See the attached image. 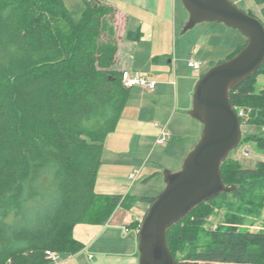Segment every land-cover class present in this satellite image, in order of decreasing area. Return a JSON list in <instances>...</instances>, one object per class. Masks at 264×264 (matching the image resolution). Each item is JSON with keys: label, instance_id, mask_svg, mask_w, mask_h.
Here are the masks:
<instances>
[{"label": "trees", "instance_id": "trees-1", "mask_svg": "<svg viewBox=\"0 0 264 264\" xmlns=\"http://www.w3.org/2000/svg\"><path fill=\"white\" fill-rule=\"evenodd\" d=\"M255 1L264 24V0ZM115 11L105 0H85L74 20L64 0H0V264H51L47 250L84 247L74 237L77 223L104 224L118 206L156 198L95 190L106 139L130 96L115 66ZM260 74L264 63L230 90L232 105L244 109L241 125L264 126ZM244 141L264 150V135L246 134ZM221 169L235 187L167 231L177 264H264V228L245 226L264 208V160L244 167L229 154ZM215 208L225 209L224 220L198 244Z\"/></svg>", "mask_w": 264, "mask_h": 264}, {"label": "rangeland", "instance_id": "rangeland-1", "mask_svg": "<svg viewBox=\"0 0 264 264\" xmlns=\"http://www.w3.org/2000/svg\"><path fill=\"white\" fill-rule=\"evenodd\" d=\"M232 1L243 10L261 17V5L257 4L255 0ZM64 2L73 19L78 20L85 7V0H64ZM176 2L179 8L186 10L181 0H176ZM111 23L116 30L117 42L123 41L121 42L122 56L120 59L122 60L124 57L128 61L131 54L133 56L137 55L136 59L139 66H136V68L146 73V75L154 76L158 82L156 91L160 89V92L157 98L151 96L150 101L145 98V106L140 110L136 108L140 103V98L137 96L133 99L129 98L131 102L129 101L130 103L127 102L126 104L123 122L126 125L128 123L126 119L134 115L137 118H135L136 121H139L138 119L142 121V126L140 129H136L130 123L126 126L122 123V126L119 125L117 130H114L115 132L113 131L111 135H108L104 145L106 146L104 148L106 153L102 156L99 169L102 171L111 170V168L128 169V172L131 173L138 172L132 192L157 196L162 191L160 189L165 187L164 171L166 169L179 170L187 153L200 138L203 126L189 113L192 108L194 88L199 80V71L205 72L212 61L217 63L218 60L226 59L231 51L235 49L234 45L236 43L240 45L247 43V37L237 29L218 22L199 23L185 33H181L183 26L179 24L176 32H172V35L168 36L166 32L161 34L162 53L158 62H153L148 59L151 42L142 41L137 43L134 52L130 53L134 42L133 39L128 37V33L133 30L131 26H128L129 24L122 15L115 11L111 17ZM211 29H213L212 32ZM205 32H211L208 37L214 36L211 44L203 45V37L198 42L197 38H194L196 35H205ZM196 43L202 44L199 53L193 50L195 45H198ZM177 54L179 59L176 58ZM189 58L201 61L203 63L202 68L196 70L189 67ZM161 82H164V84H161ZM255 86L257 90L264 86V74L258 75ZM148 104H151V106ZM158 123L167 124V128L171 133L168 140L161 145L156 144L159 131L155 129V125ZM241 128L245 133L264 135L263 125L244 123ZM125 142L128 146L126 151L123 150ZM245 150H248L247 155H244ZM230 156L238 159L244 167H252L258 160H264V150L258 148L253 141H244L232 150ZM148 180H150L149 183ZM116 209L113 211L115 212ZM122 211L123 209H120L117 212L118 217ZM225 212L224 208H215L214 212L206 218V221L200 227L202 230L198 234V244L208 240L205 232L215 229L224 220ZM246 219V228L252 230L264 228V208L260 215H251ZM103 236L104 233L99 235L97 242ZM107 247L115 249L113 245ZM76 253L63 252L60 260H67L65 264H93L94 254V256L89 257V252ZM181 254V252H178L177 255L181 256Z\"/></svg>", "mask_w": 264, "mask_h": 264}, {"label": "water", "instance_id": "water-1", "mask_svg": "<svg viewBox=\"0 0 264 264\" xmlns=\"http://www.w3.org/2000/svg\"><path fill=\"white\" fill-rule=\"evenodd\" d=\"M188 12L181 33L203 22L223 23L247 37L232 57L213 64L199 78L190 115L203 128L179 170L164 171L165 187L150 204L138 232L139 264H177L167 231L198 205L235 185L226 184L222 163L239 146L241 119L230 90L255 74L264 63V24L232 0H181Z\"/></svg>", "mask_w": 264, "mask_h": 264}, {"label": "crops", "instance_id": "crops-1", "mask_svg": "<svg viewBox=\"0 0 264 264\" xmlns=\"http://www.w3.org/2000/svg\"><path fill=\"white\" fill-rule=\"evenodd\" d=\"M108 3L114 6L116 12L124 17L126 22L129 24L128 26H131L133 31L139 30L140 32L139 38L137 37L133 39L134 44L131 46L130 53L134 52V47L137 46V43H141L142 41H145L146 43L151 42L148 59L152 60L153 62H158L162 53L163 43H161V34L166 32L168 36L172 35V32H176L178 25L180 24L181 26H184L188 19V12H185L186 10H183V8H179L176 0H110ZM212 31L213 29H211V32ZM211 32H205V35H196L194 38H197L198 42L203 37V45H206L207 43L211 44L213 42L212 37H214L213 35L208 37ZM121 42L123 41L118 43L115 66L123 71L128 70L142 72L136 68V66H139V63H137L136 59L137 55L133 56L131 54V57L128 61L124 57L122 60L120 59L122 56ZM196 44L198 45H195L193 50L194 52L199 53L202 44ZM238 45L240 44L236 43L234 48H236ZM176 58L179 59L178 54ZM219 61L220 60H218V62ZM211 64L215 63L212 61ZM211 64L207 66L205 70L210 68L212 66ZM203 72L204 71L201 70L199 71V78ZM147 77L149 80H154L156 82V87L153 90H147L139 86L130 87L129 98L133 99L135 96L140 98V103L136 107L139 108V110L145 106V98H148L150 101L151 96L152 98H157L160 92V89L156 91L158 85L156 78L149 74H147ZM161 84H164V82H161ZM129 101L130 99H128V102ZM148 105L151 106V104ZM125 111L126 106L122 112L117 127H119V125L122 126V123L125 125V122H123V119H125ZM135 118L136 117L132 115L126 120H128V123H130L133 128L140 129L142 126V121L140 119H138L139 121H136L137 118ZM128 123H126V125H128ZM164 125L167 126V124L158 123L155 125V129L159 131V126ZM242 132L244 135L254 134L245 133L244 131ZM112 133L113 132H111L109 135ZM123 145V150L126 151L128 148L126 142ZM105 147L106 146H104V148ZM104 153H106L105 149L103 150V154ZM120 170L121 169L118 170L111 168V170L102 171L99 169L95 185L96 192L127 196H156L132 192L135 183V180L130 179V175L132 173L130 171L128 172V169ZM149 181L150 180H148V183ZM160 190H162V188ZM150 204L151 203L148 201L138 200L130 209H125L122 206H118L110 220L104 224H76L74 227V237L81 241L84 246L77 253L89 252V257L90 255L92 256L94 254L95 260L92 262L93 264H139L138 232L141 221L147 213ZM120 209H123V211L120 212V216L118 217L117 212ZM103 233V238L97 242L99 235ZM108 245L115 246V249H109L107 247ZM118 246L120 247L119 249ZM66 261L59 260L58 262L51 264H65Z\"/></svg>", "mask_w": 264, "mask_h": 264}, {"label": "built area", "instance_id": "built-area-1", "mask_svg": "<svg viewBox=\"0 0 264 264\" xmlns=\"http://www.w3.org/2000/svg\"><path fill=\"white\" fill-rule=\"evenodd\" d=\"M188 66L192 67L196 70L202 68L203 63L201 61L195 60L193 58H189ZM123 82L125 86L134 87L139 86L147 90H153L156 87V82L154 80H149L147 75L144 72L140 71H128L125 70L123 72ZM239 115L244 114V109L239 108L237 110ZM171 133L167 126H159V137L156 140V144H164L168 138L170 137ZM248 154V150H245L244 155ZM138 172L132 173L130 175V179L136 180ZM47 257L51 260L52 263L58 262L61 258V253L55 250H47L46 251ZM91 257V255H90Z\"/></svg>", "mask_w": 264, "mask_h": 264}]
</instances>
